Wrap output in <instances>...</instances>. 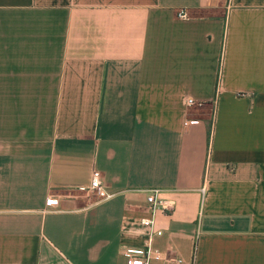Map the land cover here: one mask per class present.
<instances>
[{"label":"crops","instance_id":"crops-1","mask_svg":"<svg viewBox=\"0 0 264 264\" xmlns=\"http://www.w3.org/2000/svg\"><path fill=\"white\" fill-rule=\"evenodd\" d=\"M153 189L150 264H264V0H0V264H125Z\"/></svg>","mask_w":264,"mask_h":264},{"label":"built area","instance_id":"built-area-1","mask_svg":"<svg viewBox=\"0 0 264 264\" xmlns=\"http://www.w3.org/2000/svg\"><path fill=\"white\" fill-rule=\"evenodd\" d=\"M177 16H186V12L179 10ZM183 104L188 107L196 103L190 97L183 98ZM187 122L185 121L184 124ZM76 189L81 190L87 194L92 195L91 204L98 203L100 201L106 200L112 196L111 193H107L104 188V183L102 181L101 173L92 168L89 173L88 182L85 186L76 187ZM156 189L150 190L149 194L146 196V203L149 210V215L141 217L139 222L146 229V236L142 245L134 247L128 246L126 244H120L117 253L125 258V264H150L152 260H164L165 257L162 252L157 251L151 246V238L153 235H160L161 230L154 227L153 217L157 210L166 211L171 209V204L169 201H163L156 197ZM54 199L52 197L46 198L45 208L54 207Z\"/></svg>","mask_w":264,"mask_h":264}]
</instances>
